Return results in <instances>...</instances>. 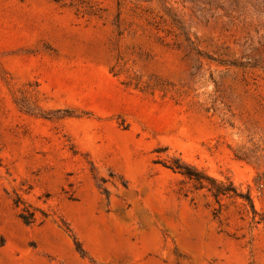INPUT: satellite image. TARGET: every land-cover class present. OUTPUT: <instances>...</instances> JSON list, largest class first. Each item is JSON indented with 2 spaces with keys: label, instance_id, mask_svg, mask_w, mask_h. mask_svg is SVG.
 <instances>
[{
  "label": "rangeland",
  "instance_id": "obj_1",
  "mask_svg": "<svg viewBox=\"0 0 264 264\" xmlns=\"http://www.w3.org/2000/svg\"><path fill=\"white\" fill-rule=\"evenodd\" d=\"M0 264H264V0H0Z\"/></svg>",
  "mask_w": 264,
  "mask_h": 264
},
{
  "label": "trees",
  "instance_id": "obj_2",
  "mask_svg": "<svg viewBox=\"0 0 264 264\" xmlns=\"http://www.w3.org/2000/svg\"><path fill=\"white\" fill-rule=\"evenodd\" d=\"M169 167L173 170L179 171L186 178L193 181L198 189H206L212 194L218 203L224 197L240 198L246 203V205L251 207L254 213H256L255 203L250 190L247 193L240 191L231 179H227L226 181L219 180L179 158L174 159ZM256 183L258 185L262 184L259 179H256Z\"/></svg>",
  "mask_w": 264,
  "mask_h": 264
}]
</instances>
